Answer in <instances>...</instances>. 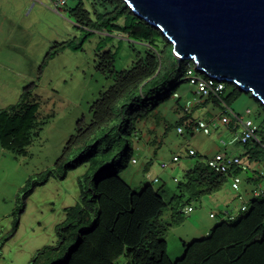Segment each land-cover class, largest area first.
Masks as SVG:
<instances>
[{"label": "rangeland", "instance_id": "obj_1", "mask_svg": "<svg viewBox=\"0 0 264 264\" xmlns=\"http://www.w3.org/2000/svg\"><path fill=\"white\" fill-rule=\"evenodd\" d=\"M80 2L94 22H98L97 11L106 12L117 6L115 0H68L67 6L76 8ZM76 29L71 40L83 35L80 28ZM111 36L112 42L106 44L104 51H116L120 47L111 72L106 64L105 72L97 68L101 59L96 49L103 39L99 34L89 38L80 51L66 50L46 68L41 86L33 92V98L41 103L40 124L27 155L3 150L0 143V264H33L41 250L56 246L59 242L57 225L67 220L70 207L81 202L82 181L98 169L103 175L117 173L138 190L149 183L156 190H164L168 209L163 221L170 224L166 239L172 260L183 255V243L205 236L206 229L221 221L223 211L240 208L252 197L256 185L247 178L253 177L254 172L243 170V181L238 191L232 188L236 197L229 200L228 206L220 192L200 199H172L177 193L175 178L180 179L199 161L219 152L235 155L245 151L238 139L242 131L240 119H252L263 129L259 136H264L262 104L248 92H236L231 86L222 97L201 98L184 75L178 84V96L174 95L157 112L152 100L140 101L130 108L125 105L124 94L113 107V117L100 123V101L122 81L124 75L119 73L130 70L140 57L146 56L148 49V44L120 33ZM161 46L159 43L155 48L160 50ZM180 62L178 73L183 74L188 60ZM189 67L194 69L195 65ZM187 113L192 118L184 121V130L180 133L177 126ZM224 115L231 119L230 123L222 121ZM192 119L194 124L205 121L210 134L198 130L196 124L192 126ZM116 124L124 125L122 141L111 147L109 143L114 136L111 127ZM189 149L198 154L189 155ZM175 155L180 159L173 162ZM133 159L137 161L134 163ZM162 162L167 163L165 168ZM47 171L52 175L45 183L34 187ZM155 177L160 181L153 182ZM228 182L232 185L230 178ZM262 182L264 186V178ZM189 205L194 208L190 213L185 211ZM211 213L215 217H211ZM124 262L122 258L117 264Z\"/></svg>", "mask_w": 264, "mask_h": 264}, {"label": "trees", "instance_id": "obj_2", "mask_svg": "<svg viewBox=\"0 0 264 264\" xmlns=\"http://www.w3.org/2000/svg\"><path fill=\"white\" fill-rule=\"evenodd\" d=\"M115 2L116 7L106 12H96L98 22L91 19L90 12L80 2L78 7L71 10V14L84 26V34L69 42L55 43L40 65L41 71L48 59L63 49L80 51L96 33H104L96 49L101 59L97 68L101 72L106 71L105 64L111 72L120 48L104 51L106 44L112 42L111 34L120 33L133 41L148 44L146 56L140 57L130 70L119 73L124 75L122 81H118L100 101V123L113 117V107L117 106L124 94L127 97L125 105H130V108L140 101L152 100L157 112L173 99L182 77L187 76L189 65H194L188 60L185 73H178L182 62L161 30L135 15L124 0ZM123 17L126 19L120 23L119 19ZM159 43L162 44L160 50L155 48ZM197 74L209 79L204 73L197 71ZM213 81L216 85L221 83L224 88L218 93L211 92L208 97H222L230 86L236 92L242 91L234 82ZM37 86V82L26 86L18 103L0 111L1 146L20 156L28 154L27 148L40 124L41 103L33 98ZM245 92L260 103L251 92ZM191 118V114L187 113L178 126ZM191 124L195 125L193 119ZM123 128L124 125L118 127V124L111 127L114 134L109 143L111 147L117 141H122ZM260 131L263 132V129L258 126L257 139L242 143L246 152L240 157L248 168L250 164L264 165V136H259ZM242 171L237 168L229 174H241ZM229 174L214 171L206 160L199 161L180 179L176 178L177 193L172 199H200L221 191L227 184ZM51 175L52 172L47 171L33 186L45 183ZM249 180H254L257 187L263 179L249 177ZM82 182L81 202L70 207L67 220L57 225L58 244L41 250L33 264H117L122 258L124 264H264V190L258 196L253 194V190L246 209L239 210L233 218H223L205 236L183 243V255L172 260L168 255L166 239L170 224L163 221L168 209L163 189L156 190L149 183L138 190L117 173L103 175L100 169Z\"/></svg>", "mask_w": 264, "mask_h": 264}, {"label": "water", "instance_id": "obj_3", "mask_svg": "<svg viewBox=\"0 0 264 264\" xmlns=\"http://www.w3.org/2000/svg\"><path fill=\"white\" fill-rule=\"evenodd\" d=\"M161 30L179 60L238 82L264 108V0H124Z\"/></svg>", "mask_w": 264, "mask_h": 264}, {"label": "crops", "instance_id": "obj_4", "mask_svg": "<svg viewBox=\"0 0 264 264\" xmlns=\"http://www.w3.org/2000/svg\"><path fill=\"white\" fill-rule=\"evenodd\" d=\"M53 1L0 0V111L18 103L22 98L24 88L29 84L37 82L36 89L41 86L46 68L70 49H63L49 58L40 71V65L45 61L55 43L71 41L70 37L76 32V28H80L84 34V26L76 20L75 15L71 14L73 7H68L66 4L62 12H58ZM96 34L104 36L103 32ZM74 37L77 39V36ZM262 167L259 164L249 165L248 170L254 172V179L264 178ZM229 178L232 181V176ZM247 180L254 181L249 178ZM232 188L228 182L225 188L218 191L222 193L221 199L227 206L229 200L236 197ZM256 188H264L263 182L261 181ZM239 209V207L235 210L227 208L223 211L221 219L227 218L229 214L235 216L239 213ZM208 232L209 229H206L204 234Z\"/></svg>", "mask_w": 264, "mask_h": 264}, {"label": "built area", "instance_id": "obj_5", "mask_svg": "<svg viewBox=\"0 0 264 264\" xmlns=\"http://www.w3.org/2000/svg\"><path fill=\"white\" fill-rule=\"evenodd\" d=\"M68 0H54L53 5L55 9L58 12H62L64 7L66 6ZM187 77L192 85L196 87V92L197 94L202 98L203 96H208L211 92H221L222 89L224 88L221 83H218L217 85L213 81L215 78L209 77V79L203 78L202 76L197 74L196 67L192 69L191 67L188 68L187 71ZM175 96H178V93L176 92L174 94ZM222 121L224 123H230L231 119L227 116L224 115L222 117ZM242 126V131L240 133V136L238 137L239 141L243 144L249 143L254 139H257L258 137V126L254 123V121L250 118L247 119H240L239 122ZM197 129L203 131L205 134H210L211 129L209 125L203 121L199 120L196 124ZM183 127L182 125L177 126V131L182 133L183 132ZM189 155H197L198 152L194 149H189L188 150ZM180 159V156L175 155L172 159V161H178ZM137 160L133 159V162L135 163ZM206 163L208 166L213 169L216 172L220 173H225L229 174L233 169H241V170H246L248 168V164L245 163L240 156L237 155H232L224 152H219L215 154L212 157H207ZM161 166L165 168L167 166V163L162 162ZM232 176V187L234 190H239L240 184L242 183V177L239 174H229ZM175 180H177L175 178ZM160 179L158 177H155L153 179V182H159ZM264 188L261 189H255L254 195L258 196L263 193ZM246 203H244L239 210H245L246 209ZM193 207L189 206L185 210L186 212L190 213L193 211ZM211 217H215L214 213H211ZM228 218H233L234 215L229 214L227 216Z\"/></svg>", "mask_w": 264, "mask_h": 264}, {"label": "bare ground", "instance_id": "obj_6", "mask_svg": "<svg viewBox=\"0 0 264 264\" xmlns=\"http://www.w3.org/2000/svg\"><path fill=\"white\" fill-rule=\"evenodd\" d=\"M208 77H211V76H209V75H207ZM235 83V82H234Z\"/></svg>", "mask_w": 264, "mask_h": 264}]
</instances>
